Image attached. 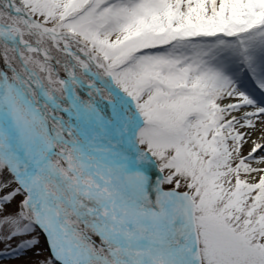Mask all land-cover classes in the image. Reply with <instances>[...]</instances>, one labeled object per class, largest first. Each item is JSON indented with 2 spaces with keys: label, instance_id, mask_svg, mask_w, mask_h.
Listing matches in <instances>:
<instances>
[{
  "label": "snow or ice",
  "instance_id": "obj_1",
  "mask_svg": "<svg viewBox=\"0 0 264 264\" xmlns=\"http://www.w3.org/2000/svg\"><path fill=\"white\" fill-rule=\"evenodd\" d=\"M0 61V259L264 264V0H0Z\"/></svg>",
  "mask_w": 264,
  "mask_h": 264
},
{
  "label": "rangeland",
  "instance_id": "obj_2",
  "mask_svg": "<svg viewBox=\"0 0 264 264\" xmlns=\"http://www.w3.org/2000/svg\"><path fill=\"white\" fill-rule=\"evenodd\" d=\"M40 240H41V244L39 245V247L43 249V255H47L48 254L47 244L42 234L40 235ZM13 244H15V241L13 242ZM3 248H4V245L0 243V251H3ZM34 251L35 250H33V252ZM30 259H36L33 253H29L28 256L20 258V259L0 260V264H24V261L30 260Z\"/></svg>",
  "mask_w": 264,
  "mask_h": 264
},
{
  "label": "bare ground",
  "instance_id": "obj_3",
  "mask_svg": "<svg viewBox=\"0 0 264 264\" xmlns=\"http://www.w3.org/2000/svg\"><path fill=\"white\" fill-rule=\"evenodd\" d=\"M0 66H2V63L0 62Z\"/></svg>",
  "mask_w": 264,
  "mask_h": 264
}]
</instances>
